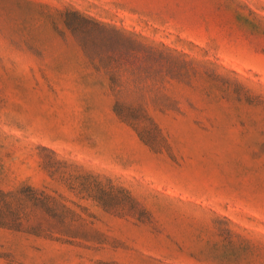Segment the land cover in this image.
Instances as JSON below:
<instances>
[{
    "label": "rangeland",
    "instance_id": "1",
    "mask_svg": "<svg viewBox=\"0 0 264 264\" xmlns=\"http://www.w3.org/2000/svg\"><path fill=\"white\" fill-rule=\"evenodd\" d=\"M79 17L157 53L96 58L128 44ZM29 189L68 213L27 202L0 264H264V0H0V192Z\"/></svg>",
    "mask_w": 264,
    "mask_h": 264
},
{
    "label": "trees",
    "instance_id": "2",
    "mask_svg": "<svg viewBox=\"0 0 264 264\" xmlns=\"http://www.w3.org/2000/svg\"><path fill=\"white\" fill-rule=\"evenodd\" d=\"M81 22H86L89 24H92L93 28L97 29H105L109 31L110 36H104L102 38L93 36L92 41L95 44L101 43L104 40H110L114 36L119 38L120 40L124 41V43L128 44L127 48L123 51L117 53L115 49H110L109 52L104 53H97L95 55L96 58L104 59V61L112 62V61H123L124 64H131V60L135 57L134 53V46L137 44V46H140L143 50H145L146 54L150 57L155 55L157 51L154 49V47L143 44L138 42L136 39H134L132 36L125 35L124 33L120 32V30L115 29L114 27H107L106 25H101L99 22L90 21L84 17H79L77 19L70 18V22H68V26L72 28L75 34L78 35L80 41L85 45L88 42L89 38H86L83 36L82 32V24ZM85 33V32H84ZM98 39H101L99 41ZM115 47V46H112ZM128 71V70H126ZM132 73V75L135 76L133 71H129ZM115 74L118 76L116 77ZM122 73L120 72H114L113 78L114 81H119L120 76ZM145 82V78L142 77L140 74L139 76L135 77L134 79L130 80V84L132 83L133 86L135 85L136 88L143 91L145 89V86L143 85ZM116 112L118 115L123 118L125 121L132 124L134 127H140L143 123V120L140 118L135 117V111L132 109V107L126 106L123 102H119L116 104ZM144 136L147 139L154 140L156 137L152 134H144ZM8 198H11L12 200L16 201V206L12 208L9 204ZM6 202V205L0 206V223L4 225H14V226H21L22 220L27 217V214L25 212V209L27 207L26 203L29 202L32 204V206L35 207H41L43 208L48 214H50L52 217L58 219V220H64L68 209L64 206L60 205V203L52 197L50 194L45 193L44 191H36L34 189H29L28 192H21L20 196H18V193L16 194H6L3 192H0V202ZM12 203V201H10Z\"/></svg>",
    "mask_w": 264,
    "mask_h": 264
}]
</instances>
